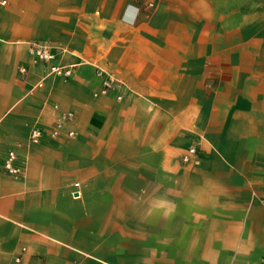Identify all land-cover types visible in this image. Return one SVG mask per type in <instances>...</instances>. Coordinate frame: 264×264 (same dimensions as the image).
I'll return each instance as SVG.
<instances>
[{
	"label": "crops",
	"instance_id": "0c3cea01",
	"mask_svg": "<svg viewBox=\"0 0 264 264\" xmlns=\"http://www.w3.org/2000/svg\"><path fill=\"white\" fill-rule=\"evenodd\" d=\"M11 148L0 264H259L264 0H0Z\"/></svg>",
	"mask_w": 264,
	"mask_h": 264
},
{
	"label": "built area",
	"instance_id": "2783aa9c",
	"mask_svg": "<svg viewBox=\"0 0 264 264\" xmlns=\"http://www.w3.org/2000/svg\"><path fill=\"white\" fill-rule=\"evenodd\" d=\"M31 50L42 62L50 60L52 57L51 52L48 49V46L44 43H33L31 45ZM22 71L25 70L24 67L21 68ZM49 71L56 76L69 77L72 74V69L70 66H63L59 63H55L49 66ZM105 89L111 87V77H107L103 83ZM69 117L67 113L66 118ZM63 125V121L56 122L50 129L51 134L58 135L59 131ZM68 135H73V131H68ZM43 135V130L37 126H34L30 129L29 132V141L31 143H38ZM196 148L190 146L186 149V152L182 156L183 161H188L191 157L195 158ZM16 160V150L11 148L7 150L5 156L0 160V166L10 174H16L19 172L20 168L15 164ZM75 186H78V182L74 183ZM259 264H264V257L261 258Z\"/></svg>",
	"mask_w": 264,
	"mask_h": 264
}]
</instances>
